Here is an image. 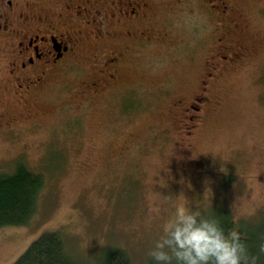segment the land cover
Here are the masks:
<instances>
[{"label":"rangeland","instance_id":"rangeland-1","mask_svg":"<svg viewBox=\"0 0 264 264\" xmlns=\"http://www.w3.org/2000/svg\"><path fill=\"white\" fill-rule=\"evenodd\" d=\"M228 2L242 57L211 71L223 35L204 0H150L147 23L111 21L98 38L82 18L69 22L67 7H17L13 29L24 34L50 26L82 34L65 70L22 96L5 66L7 45L22 36L0 35V173L22 162L45 179L28 222L0 228V264L45 231H58L82 263L118 247L131 264H147L184 253L224 211L264 221V0ZM31 16L41 20L23 21ZM141 27L158 40L126 46L125 30ZM113 52L124 58L116 79L96 91L99 58ZM204 94L186 134L194 124H184L185 101Z\"/></svg>","mask_w":264,"mask_h":264},{"label":"flooded vegetation","instance_id":"flooded-vegetation-1","mask_svg":"<svg viewBox=\"0 0 264 264\" xmlns=\"http://www.w3.org/2000/svg\"><path fill=\"white\" fill-rule=\"evenodd\" d=\"M24 2L32 3L33 5H44L43 7H67L70 10L66 14L68 21L70 22V18H82L88 26L95 29L94 37L96 38L107 34L105 27L111 21L114 25L128 28L129 25L132 27L134 22L137 21L140 25L147 23L151 17V7H153L150 0H0V35L6 38L11 35L22 36L15 46L12 45V50L10 49V44L7 45L9 47L5 51L9 52L5 54L8 57L4 55L7 59L5 64L6 73L10 79H14L15 83L12 88L17 95L22 93L30 95L40 84L42 85V81H47L51 74L62 73L65 70L64 64L67 60L78 53V44L82 34L80 29H58L55 26H50L44 32L32 35L24 34L23 30L13 29V26H16L15 23H18L17 21H20L23 17L22 14L16 12L17 7L28 6L24 5ZM204 2L209 5L207 9L211 10V13L218 14V29L223 35L218 38L220 43L218 57L220 59H218L216 64L208 66L209 71H211V69H218L223 66L225 62L234 63L242 56L239 48L234 45L229 35L231 29L237 23H234L229 18L230 3L228 0H204ZM87 7L94 8L88 9ZM60 16L64 17L62 14ZM40 20V16H31L30 19L25 17L23 19L24 22H39ZM141 28L138 31L134 29L125 30L124 37L131 40V42L126 43V46L131 48L147 44L154 37L158 40L155 31ZM160 33L163 34L161 28H159ZM111 35L114 37V34ZM123 59L116 52L107 56L102 53L99 61L103 67L98 68L97 81L92 82V85L96 87V91L103 90L109 85V82L116 79V68ZM209 74L211 77L212 74L210 72ZM206 83L208 84V82ZM207 99L204 94L194 97L190 101H185L186 105L183 108L185 125L186 123L193 125L199 121V116H197L196 112L200 111L208 103ZM189 112H195V114L189 116ZM196 126L194 124L193 126L185 127L184 132L190 134L191 129H195Z\"/></svg>","mask_w":264,"mask_h":264},{"label":"trees","instance_id":"trees-1","mask_svg":"<svg viewBox=\"0 0 264 264\" xmlns=\"http://www.w3.org/2000/svg\"><path fill=\"white\" fill-rule=\"evenodd\" d=\"M44 186V175L32 172L22 162L11 172H1L0 228L26 224L36 211ZM208 224L181 255L150 256L147 264H264V221L245 223L224 211ZM12 264H131V259L124 249L109 247L91 262H79L55 230L41 233Z\"/></svg>","mask_w":264,"mask_h":264}]
</instances>
